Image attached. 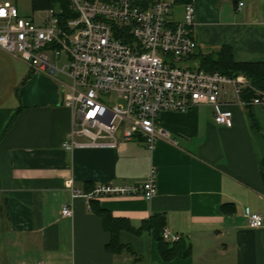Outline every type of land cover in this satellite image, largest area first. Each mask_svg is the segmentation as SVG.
Here are the masks:
<instances>
[{
	"label": "crops",
	"instance_id": "crops-1",
	"mask_svg": "<svg viewBox=\"0 0 264 264\" xmlns=\"http://www.w3.org/2000/svg\"><path fill=\"white\" fill-rule=\"evenodd\" d=\"M191 2L194 54L229 45L234 61H264V0ZM60 94L55 78L0 49V264H264V224L249 227L246 217L264 216V108L249 111L227 94L220 109L232 112L231 126L216 123L210 105L162 110L157 123L176 143L159 139L150 150L135 138L69 150L62 143L72 112ZM151 167L157 191L150 200H94L133 229L119 231L118 250L107 249L110 235L85 193L102 182L141 181ZM155 215L163 218L161 233L179 234L183 245L168 259L155 227L135 231Z\"/></svg>",
	"mask_w": 264,
	"mask_h": 264
},
{
	"label": "built area",
	"instance_id": "built-area-1",
	"mask_svg": "<svg viewBox=\"0 0 264 264\" xmlns=\"http://www.w3.org/2000/svg\"><path fill=\"white\" fill-rule=\"evenodd\" d=\"M66 2L69 16L64 17L57 6L21 16L16 5L0 4L5 13L0 15V49L55 78L61 103L72 112L63 148H116L135 138L142 139L150 150L159 139L176 143L157 123L158 113L184 112L197 105L213 106L214 121L231 126L232 112L220 109L230 103L227 94L243 108H264V91L253 88L245 77L209 72L187 63L197 46L191 0L182 2L181 20L172 18L177 0H149L146 6L133 0ZM241 5L239 2L238 8ZM247 90L252 95L243 97ZM112 94L117 98L114 103H110ZM75 136L85 141H77ZM156 191V170L151 167L141 181L102 182L85 197L88 203L103 196L150 200ZM61 213L70 217L71 206L64 205ZM246 217L249 227L264 224L259 213ZM161 236L170 243L180 239L167 229Z\"/></svg>",
	"mask_w": 264,
	"mask_h": 264
},
{
	"label": "trees",
	"instance_id": "trees-1",
	"mask_svg": "<svg viewBox=\"0 0 264 264\" xmlns=\"http://www.w3.org/2000/svg\"><path fill=\"white\" fill-rule=\"evenodd\" d=\"M107 1V0H104ZM135 3L146 6L149 0H133ZM190 0H177V2H187ZM236 3L237 0H231ZM33 10L45 9L50 7H59L61 9V16H69L66 0H31ZM197 60V68L205 71H218L228 76H243L245 77L251 86L255 89L264 91V61H234L232 58V50L229 45H223L215 52L206 54H192L187 58V61ZM246 95L243 97H249L252 95V91L247 90ZM250 111V107H247ZM260 171L264 178V157L259 163ZM91 209L98 214L102 219L104 229L109 233L110 240L107 244V249L118 250L121 245L119 243V231L122 229H132L124 218H116L111 213L101 208L94 200L90 202ZM225 208V205H223ZM156 229V238L159 242V251L164 259H168L176 254H179L183 248L180 240L168 244L163 240L161 236V230L163 226L162 216H152L151 218L144 220L141 228L135 230L141 231L143 227Z\"/></svg>",
	"mask_w": 264,
	"mask_h": 264
},
{
	"label": "rangeland",
	"instance_id": "rangeland-1",
	"mask_svg": "<svg viewBox=\"0 0 264 264\" xmlns=\"http://www.w3.org/2000/svg\"><path fill=\"white\" fill-rule=\"evenodd\" d=\"M4 2H9L12 5H16L21 16H34L40 10H33L31 0H0V4H3ZM181 11V6H179V4H175L172 10V13L174 12L175 18L182 16ZM66 81L69 82L68 79H66ZM116 100L117 98L115 94H112L110 97V103H114Z\"/></svg>",
	"mask_w": 264,
	"mask_h": 264
},
{
	"label": "snow or ice",
	"instance_id": "snow-or-ice-1",
	"mask_svg": "<svg viewBox=\"0 0 264 264\" xmlns=\"http://www.w3.org/2000/svg\"><path fill=\"white\" fill-rule=\"evenodd\" d=\"M4 11L2 9H0V15H4Z\"/></svg>",
	"mask_w": 264,
	"mask_h": 264
}]
</instances>
